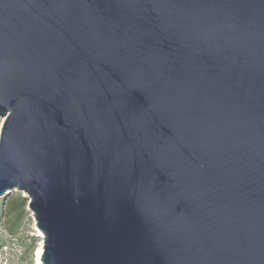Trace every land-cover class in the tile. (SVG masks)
Here are the masks:
<instances>
[{"label":"water","instance_id":"1","mask_svg":"<svg viewBox=\"0 0 264 264\" xmlns=\"http://www.w3.org/2000/svg\"><path fill=\"white\" fill-rule=\"evenodd\" d=\"M1 121L42 264H264V0H0Z\"/></svg>","mask_w":264,"mask_h":264},{"label":"rangeland","instance_id":"2","mask_svg":"<svg viewBox=\"0 0 264 264\" xmlns=\"http://www.w3.org/2000/svg\"><path fill=\"white\" fill-rule=\"evenodd\" d=\"M24 197L26 193L13 191L0 198V264H39L42 237L34 225L29 199L22 201Z\"/></svg>","mask_w":264,"mask_h":264},{"label":"bare ground","instance_id":"3","mask_svg":"<svg viewBox=\"0 0 264 264\" xmlns=\"http://www.w3.org/2000/svg\"><path fill=\"white\" fill-rule=\"evenodd\" d=\"M2 123L3 121L0 122V129H1V126H2ZM39 230V229H38ZM39 236L42 237V232L39 230ZM41 250H42V246L40 248V250L38 251V253H41ZM38 263L39 264H42L41 261L38 259Z\"/></svg>","mask_w":264,"mask_h":264},{"label":"trees","instance_id":"4","mask_svg":"<svg viewBox=\"0 0 264 264\" xmlns=\"http://www.w3.org/2000/svg\"><path fill=\"white\" fill-rule=\"evenodd\" d=\"M19 196H20V194H19ZM20 198V197H19ZM26 200V198L24 197V198H22V201H25ZM14 205V206H13ZM12 206H11V210L12 209H14V208H16L15 207V205H17V202L16 203H14ZM0 213H1V210H0Z\"/></svg>","mask_w":264,"mask_h":264}]
</instances>
